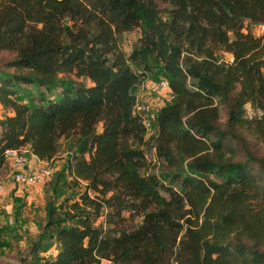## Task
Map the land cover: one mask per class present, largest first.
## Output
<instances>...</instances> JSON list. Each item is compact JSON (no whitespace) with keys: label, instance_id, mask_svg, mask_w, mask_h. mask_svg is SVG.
Listing matches in <instances>:
<instances>
[{"label":"trees","instance_id":"16d2710c","mask_svg":"<svg viewBox=\"0 0 264 264\" xmlns=\"http://www.w3.org/2000/svg\"><path fill=\"white\" fill-rule=\"evenodd\" d=\"M244 22H264V0H0V51L13 53L0 70V165L26 145L51 160L71 139L63 170L83 183L76 200L45 201L19 264H264V164L231 150L250 125L264 144V44ZM152 71L172 101L145 136L134 90ZM19 81L44 92L22 102ZM215 99L230 100L223 125ZM246 103L260 115L247 119ZM148 144L165 181L146 169Z\"/></svg>","mask_w":264,"mask_h":264},{"label":"rangeland","instance_id":"374dc122","mask_svg":"<svg viewBox=\"0 0 264 264\" xmlns=\"http://www.w3.org/2000/svg\"><path fill=\"white\" fill-rule=\"evenodd\" d=\"M159 8L163 7V4L158 3ZM243 30L250 32L252 34H256L254 25H251L248 22L243 23ZM139 37V30L133 29L130 31H126L121 33L119 39V49L123 52L125 56H127L130 51L136 47L137 39ZM13 57V53L8 51H0V70L4 67L5 62L10 60ZM217 57L219 61H223L224 63L229 62L230 55L226 51L219 50L217 51ZM130 67L134 71H140V67L137 65H133L130 63ZM158 67H156V70ZM4 70V69H3ZM5 71H10V69H5ZM153 73H146L141 78V81L138 87L135 88L134 94L136 96V106L134 107L133 111L135 112L136 107L139 106V103H143L147 101L150 105L149 112L146 113V117L149 118L150 125L152 126L153 130L145 136H150L154 133V122L153 117L156 113H153L154 110H159L160 107L170 103L172 101V96L167 91L158 94V95H151L150 94V86L156 79L158 75ZM156 75V76H155ZM19 86L18 95L22 97V102H29L30 98L35 97L38 95L40 91L44 92L43 87H36L31 86L27 83H22L21 81L17 82ZM58 88L51 89L47 97H53ZM231 95H228L230 98ZM230 100L222 101L215 99L216 106L218 108V119L221 125L224 124L226 119V111L227 106ZM9 112L7 109H3L0 105V119H2L5 115ZM260 115V111L248 103L244 106V116L247 119H251L252 117H256ZM253 126V125H250ZM250 126L247 127L246 130H242L243 139H238L237 143L234 144V140H232L231 150L233 149L236 158L241 156L242 148L246 147L253 155L255 154L256 157L262 160L264 164V144L259 140V138L255 137L254 135L250 134L251 129ZM99 127V126H98ZM144 149L146 154V169L150 170L153 168L154 172L163 180H166L167 174H170V170L168 167L164 165L161 161H157L153 149L148 145L141 146ZM72 141L71 139L67 140H59L58 142V151L55 156L50 160L47 161V165L52 168V172L50 177L46 180L44 184H31L32 189L36 186L39 188V192L41 196L38 199L31 200L30 203H26L25 201H21V209L24 207L23 213H21L20 220L24 217L25 220L19 223V226H14L16 222L13 221V216L9 218L3 217L0 220V264H19L20 256L25 255L27 247L31 243L38 232L40 231L41 225L44 221V218L41 217L42 213L44 212V203L46 200H49L52 204H57L64 198H70V200H76L79 192L83 190V183L80 182L79 185L73 186L69 183V177L67 173L63 170L65 166V161L69 152L72 151ZM185 161L183 162V164ZM45 163L40 164L39 166H43ZM38 167V166H37ZM36 168V167H34ZM264 168V165H263ZM9 172V171H8ZM143 174L145 171L142 172ZM7 170L4 164L0 165V181H2V188L5 182H7ZM7 183H11L8 181ZM28 188V187H27ZM34 193V191H32ZM26 193V192H25ZM89 195L90 192H88ZM12 195L10 192L5 195V203H7L11 199ZM24 197L22 198V200ZM102 221V216L97 219V222ZM55 244H52L51 249H53ZM102 264H109L106 260L101 261ZM167 264H177L174 262L172 257H169Z\"/></svg>","mask_w":264,"mask_h":264},{"label":"built area","instance_id":"2783aa9c","mask_svg":"<svg viewBox=\"0 0 264 264\" xmlns=\"http://www.w3.org/2000/svg\"><path fill=\"white\" fill-rule=\"evenodd\" d=\"M254 27L256 31L255 35L256 36L258 35L260 37V42L264 44V22L260 24H256L254 25ZM149 91L151 95H155V96L167 91L166 80L162 76H159L158 79L154 80V82L151 84ZM149 110H150V105L147 101L143 103H139V106H137L135 110V112L139 113L141 116V122L144 127L145 135H147L153 130L152 126L150 125L149 118L146 117V113L149 112ZM153 113H157V110H154ZM20 149L18 150L8 149L5 150L3 153L4 159L8 161L10 180L21 185H31L38 183L41 185L44 184L46 180L50 177L52 168H50L45 163V165L43 166H38L30 171H26L23 157L21 153H19ZM1 190H2V183L0 182V192ZM54 252L55 251L53 249H49L45 252V255L51 257L53 256Z\"/></svg>","mask_w":264,"mask_h":264},{"label":"crops","instance_id":"0c3cea01","mask_svg":"<svg viewBox=\"0 0 264 264\" xmlns=\"http://www.w3.org/2000/svg\"><path fill=\"white\" fill-rule=\"evenodd\" d=\"M19 153H21V155L23 157V161L25 164V168H26L25 170L26 171H30V170L34 169V167H37L42 163H47V161L44 159L36 158L30 152L28 145L22 147L20 149ZM48 161H50V160H48ZM4 166H5V168L7 170V174H8L7 180L9 179L8 181H10L11 183H7L8 181L5 182V184L3 185V188L0 192V220H2L3 217H6V218H8V220H10L9 218H11V216H13L14 217L13 222L14 223L16 222V224L14 226H19V223H21L22 221L25 220L24 217L20 220V217H21L20 214L23 213V211L26 209V208L24 209V207L21 209V207H22L21 201H25L28 204V203H30L31 200L38 199V197L41 196V194L39 192V188L36 186L32 189V186L21 185V184H18L16 182L10 180L9 172H8L9 171V165H8L7 160H5ZM0 182H2V181H0ZM32 191H34V193ZM9 192L12 195V197L7 203H5V195H7ZM23 197H24V199L22 200ZM41 217L44 218V212L42 213Z\"/></svg>","mask_w":264,"mask_h":264}]
</instances>
